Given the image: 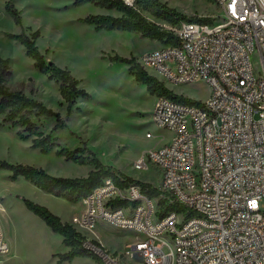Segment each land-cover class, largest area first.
<instances>
[{"label":"built area","instance_id":"1","mask_svg":"<svg viewBox=\"0 0 264 264\" xmlns=\"http://www.w3.org/2000/svg\"><path fill=\"white\" fill-rule=\"evenodd\" d=\"M211 1L213 23L169 25L164 30L178 43L138 59L172 84L204 80L211 89L201 106L158 97L154 122L173 137L134 164L135 170L155 165L161 197L183 209L160 217L159 200L139 184L107 178L72 220L81 233L99 223L136 232L140 238L123 253L131 262L264 264V0ZM93 241L84 247L104 264H124ZM7 254L0 226V256Z\"/></svg>","mask_w":264,"mask_h":264},{"label":"rangeland","instance_id":"2","mask_svg":"<svg viewBox=\"0 0 264 264\" xmlns=\"http://www.w3.org/2000/svg\"><path fill=\"white\" fill-rule=\"evenodd\" d=\"M12 1L22 13V25H17L6 13ZM170 8L187 17H209L217 9L211 0H161ZM92 4L74 6V0H0V56L10 59L13 77L9 86L43 102L47 107L66 117L67 104L59 91V84L35 69L23 45L6 34H32L39 31L37 40L46 60L68 69L80 81L89 99L79 98L68 118V127L52 133L56 144L71 150L86 147L100 161L118 174L159 188L162 175L155 165L146 170H135L134 164L151 150L168 144L173 133L160 129L154 122L157 97L148 92L147 85L136 80L130 65L116 61L115 56L138 59L162 45L128 31H100L80 20L98 14ZM148 21L163 29L176 23L144 12ZM149 74L176 95L198 102L210 96V86L204 81L175 85L156 71ZM45 134L52 132L55 118L36 119ZM17 129L0 128V163L21 164L45 170L52 176L78 178L92 166L78 165L58 157L45 155L32 148L31 140H22ZM152 133L153 138H147ZM57 149V148H56ZM87 154V152H85ZM12 171L0 165V226L10 246V254L0 256V264H58L56 254L66 253L63 238L36 214L23 199L48 208L65 223L72 224L83 213L82 204L73 205L63 198L47 195L25 179L13 181ZM154 220H156L154 218ZM82 234L101 244L124 264L131 262L123 253L140 236L131 230L99 223L91 232ZM97 264L89 257L76 258L72 263Z\"/></svg>","mask_w":264,"mask_h":264},{"label":"trees","instance_id":"3","mask_svg":"<svg viewBox=\"0 0 264 264\" xmlns=\"http://www.w3.org/2000/svg\"><path fill=\"white\" fill-rule=\"evenodd\" d=\"M92 4L96 7L117 10L122 13L120 17L110 15H89L80 21L91 25L97 32L100 31H128L138 33L142 38L160 42L162 45H176L178 38L172 33L164 30L159 24L152 23L144 16V12L152 13L158 18L165 19L177 24L181 22H198L203 24L213 23L212 17H187L175 9L170 8L167 3L161 0H134V5H128L124 0H74L75 7ZM6 13L17 25H22V13L9 1L6 5ZM25 47L26 55L33 60V65L40 73L50 80L59 84V91L67 104V114L62 118L59 112L47 107L43 102L26 95L22 90H14L9 86L13 77V69L10 59L0 56V128L17 129V136L22 140H31L32 148L40 150L41 153L49 155L55 153L58 157H63L66 161L82 166H92L87 177L63 178L55 177L43 169L28 165H13L1 162L2 168L12 171L11 179L17 181L20 177L29 181L32 185L43 192L63 198L69 203L80 204L82 200L100 187L104 180L112 178L119 186H127L136 182L144 193L159 200L161 211L160 217H164L169 211H180L183 208L179 205L171 206L165 197H161L163 192L152 184L137 181L131 177L116 174L112 168L104 165L92 150L80 147L71 150L56 144L57 138L52 133L68 127L67 121L73 112L76 100L79 98L89 99L90 94L80 88V81L74 77L71 71L59 67L56 63L47 61L45 55L37 45L40 32L32 34L22 32L21 34H6ZM116 61L130 65V71L140 83L147 85L148 92L155 97L165 96L177 102L201 106L202 103L185 96L176 95L169 90L164 83L151 76L135 58H123L115 56ZM40 117L55 118L56 123L52 132L45 134L36 119ZM57 148V149H56ZM87 152V154L85 153ZM27 208L40 217L55 233L63 237V244L67 252L56 254L58 264L72 263L76 258L89 257L97 264H104L102 260L93 252L84 247L87 240L81 232L70 223H65L61 218L52 213L48 208L28 199H23ZM99 245L98 242L93 241Z\"/></svg>","mask_w":264,"mask_h":264},{"label":"crops","instance_id":"4","mask_svg":"<svg viewBox=\"0 0 264 264\" xmlns=\"http://www.w3.org/2000/svg\"><path fill=\"white\" fill-rule=\"evenodd\" d=\"M97 8H98V11L97 12L100 15H110V16H113V17H120V16H122V13L119 12V11H117V10H108V9H103V8H99V7H97ZM98 14H96V15H98ZM91 170L92 169H87L86 171L82 172L81 177H87ZM20 179H24V178L23 177H20L17 181H19ZM44 193H46V192H44ZM46 194L47 195H51V194H48V193H46ZM73 205H75V204H73ZM66 250H67V248H66Z\"/></svg>","mask_w":264,"mask_h":264},{"label":"water","instance_id":"5","mask_svg":"<svg viewBox=\"0 0 264 264\" xmlns=\"http://www.w3.org/2000/svg\"><path fill=\"white\" fill-rule=\"evenodd\" d=\"M139 260H140V262H142V258H140Z\"/></svg>","mask_w":264,"mask_h":264}]
</instances>
